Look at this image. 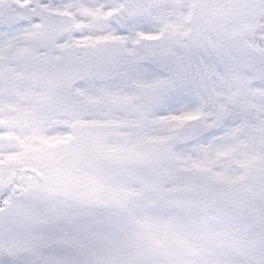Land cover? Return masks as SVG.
Segmentation results:
<instances>
[{
	"label": "snow or ice",
	"instance_id": "1",
	"mask_svg": "<svg viewBox=\"0 0 264 264\" xmlns=\"http://www.w3.org/2000/svg\"><path fill=\"white\" fill-rule=\"evenodd\" d=\"M78 124L170 166L139 231L58 183ZM0 264H264V0H0Z\"/></svg>",
	"mask_w": 264,
	"mask_h": 264
},
{
	"label": "flooded vegetation",
	"instance_id": "2",
	"mask_svg": "<svg viewBox=\"0 0 264 264\" xmlns=\"http://www.w3.org/2000/svg\"><path fill=\"white\" fill-rule=\"evenodd\" d=\"M84 127L78 124L73 136L68 137L64 145L55 147L66 156L65 168L58 177V183L75 194L83 207L94 213L102 208L113 210L115 200L128 199V195L122 190L123 182L136 189L138 180L162 181L161 169L167 163L159 161V166L155 167L154 160H144L121 149L109 127L103 126L102 132L92 129L91 133L85 132L88 127L85 130ZM96 137L110 141L111 146L107 144V147L111 148L97 146L93 142ZM77 151H82L83 154L77 156ZM156 184L159 183L147 185Z\"/></svg>",
	"mask_w": 264,
	"mask_h": 264
},
{
	"label": "rangeland",
	"instance_id": "3",
	"mask_svg": "<svg viewBox=\"0 0 264 264\" xmlns=\"http://www.w3.org/2000/svg\"><path fill=\"white\" fill-rule=\"evenodd\" d=\"M102 127H97L95 129H97L98 131L102 132ZM86 126L83 128L85 130ZM92 129L87 128L85 132H89L91 133ZM109 132V131H108ZM111 134V132H110ZM91 135V134H90ZM68 137H60L58 139H56L55 141H53V147L54 149H56L55 147H59L60 144H64L65 141L67 140ZM97 138H102V137H96ZM96 139L93 140V142H96ZM158 141H161L163 138L160 137H156L154 138ZM96 144V143H95ZM100 148H104V149H110L111 147H107V144H105L104 146H99ZM63 149V148H62ZM166 163V162H163ZM159 161L154 160V166L158 167L159 165ZM165 168L170 169V166L167 164L165 166ZM161 181H156L153 179H145V180H138L136 182V189H133L131 186L127 185L126 182H123V189L126 194L128 195V199L124 200L127 202V209L128 211L123 213L124 216L127 217V221H128V225H129V229L133 232L139 231L141 224L140 221L142 219V213H140L139 211H137L140 208H143L145 206H151L152 204H155L158 200H159V194L156 192H152L149 191L148 189H145V185H147L148 183H160ZM177 189L180 188L179 185L176 186ZM139 192H143V197L142 199H137V193ZM132 195V197H131ZM183 199H188L189 197L184 196L181 197ZM86 208V207H85ZM88 209V208H87ZM181 211L186 213L189 216V220L187 222L191 223L195 221V216L193 215V213H196L198 210L196 208H189V207H185V206H181ZM117 209L114 207L113 210H109L107 208H102L100 209V211H98L96 214L100 215V216H104V215H108V214H112V213H116ZM194 251V250H193Z\"/></svg>",
	"mask_w": 264,
	"mask_h": 264
}]
</instances>
